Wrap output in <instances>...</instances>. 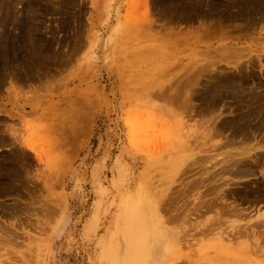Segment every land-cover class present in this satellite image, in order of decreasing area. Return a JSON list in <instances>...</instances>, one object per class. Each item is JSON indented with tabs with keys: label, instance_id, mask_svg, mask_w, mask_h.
Returning a JSON list of instances; mask_svg holds the SVG:
<instances>
[{
	"label": "rangeland",
	"instance_id": "obj_1",
	"mask_svg": "<svg viewBox=\"0 0 264 264\" xmlns=\"http://www.w3.org/2000/svg\"><path fill=\"white\" fill-rule=\"evenodd\" d=\"M263 167L264 0H0V264H114L151 185L143 264H264L206 232L263 219Z\"/></svg>",
	"mask_w": 264,
	"mask_h": 264
},
{
	"label": "bare ground",
	"instance_id": "obj_2",
	"mask_svg": "<svg viewBox=\"0 0 264 264\" xmlns=\"http://www.w3.org/2000/svg\"><path fill=\"white\" fill-rule=\"evenodd\" d=\"M263 15V14H262ZM205 35V34H204ZM234 48V47H233ZM240 48V47H239ZM242 49V48H241ZM233 50V49H232ZM232 50H230V51H232ZM235 51H233V52H235V53H233V55H232V53L231 54H228L227 53V55H229V56H227V55H223L224 57H226L225 59H227V58H230V56L231 57H235V55L238 53H236V47H235V49H234ZM221 51V50H220ZM242 51V50H241ZM245 51V50H244ZM218 54V53H217ZM238 55V54H237ZM236 55V56H237ZM239 55H240V52H239ZM222 56V58L224 59V57ZM241 56H243V54L241 55ZM218 56H216V58H217ZM250 58V57H249ZM219 60V59H218ZM222 61V60H221ZM221 61L219 60V62L221 63ZM215 62V61H214ZM213 61H212V63H214ZM218 62V63H219ZM212 63H210V66H213V67H215L214 65L215 64H213L212 65ZM216 63V62H215ZM208 64V63H207ZM190 66V65H189ZM203 66V65H202ZM212 67V68H213ZM199 68H201V67H199ZM204 69V68H203ZM188 70V69H187ZM199 70V69H198ZM186 71V70H185ZM189 71V70H188ZM208 71V70H207ZM238 71V70H237ZM192 72H194V71H192ZM191 72V73H192ZM206 72V71H205ZM189 73V72H188ZM194 74V73H193ZM212 79V78H211ZM192 81V80H191ZM240 81V80H239ZM253 81V80H252ZM235 82V81H234ZM258 82V81H257ZM197 83V82H196ZM196 83H195V85H196ZM233 83V82H232ZM198 84V83H197ZM253 84H254V82H253ZM255 85H256V83H255ZM163 87V86H162ZM172 87V86H171ZM192 87H195V86H192ZM184 88V87H183ZM244 88V87H243ZM194 89L192 88V91H193ZM175 91H177V90H175ZM241 91V90H240ZM246 91H248V90H246ZM261 91V90H260ZM250 92H251V90H250ZM164 93V92H163ZM169 93V92H168ZM168 93H166L167 95H168ZM177 93V92H176ZM176 93H173V94H176ZM178 94V93H177ZM164 95H165V93H164ZM171 96L170 97H173V95H172V93L170 94ZM195 95V94H194ZM169 96V95H168ZM191 96V95H190ZM163 97H166V95L165 96H163ZM177 97H179V95L177 96ZM246 97V96H245ZM167 98V97H166ZM166 98H164V99H166ZM190 98V97H189ZM242 98V97H241ZM176 99V98H175ZM179 99V98H178ZM177 99V100H178ZM186 99V98H185ZM239 99V98H238ZM169 100H171V98L169 99V97H168V102H169ZM173 100H174V98H173ZM180 102V101H179ZM183 103V102H182ZM185 103V102H184ZM192 103V102H191ZM260 103V102H259ZM170 104V103H169ZM175 104H177V102L175 103ZM179 105V104H178ZM181 105V104H180ZM180 105H179V108H180ZM185 105V104H184ZM189 105H190V103H189ZM182 106V105H181ZM185 107H188V104H187V106L185 105L184 106V109H186ZM243 110V109H242ZM259 110V109H258ZM186 111V110H185ZM189 118V117H188ZM213 122V121H212ZM185 125H186V123H184ZM216 124V123H215ZM210 125H212L211 123H210ZM187 126V125H186ZM209 127V126H208ZM207 127V128H208ZM214 128H215V126H213ZM204 129H206V128H204ZM220 129V128H219ZM209 130V129H208ZM206 131H207V129H206ZM215 131V130H214ZM219 131V130H218ZM195 132V131H194ZM209 132V131H208ZM216 133H220V132H215V135H216ZM252 133V132H251ZM188 134V133H187ZM187 134H186V136H187ZM197 134V133H196ZM222 134V133H221ZM188 135H190V134H188ZM195 135V134H194ZM202 135V134H201ZM197 136V135H196ZM214 136V135H213ZM182 137V136H181ZM195 137V136H194ZM201 137V136H200ZM203 137V136H202ZM262 138V137H261ZM204 139V138H203ZM193 141V140H192ZM260 141V140H259ZM258 141V142H259ZM183 144V143H182ZM225 145H227V144H225ZM197 146V145H196ZM247 149V148H246ZM237 150H239V149H237ZM244 150H245V148H244ZM241 151H243L242 149H241ZM240 150L238 151V152H241ZM247 151V150H246ZM180 152V151H179ZM202 152V151H201ZM229 152V151H228ZM237 151H234V153H236ZM248 152V151H247ZM244 154V153H243ZM230 155V154H229ZM211 156V155H210ZM228 156V155H227ZM226 156V157H227ZM246 156V155H245ZM247 156H249V155H247ZM225 157V156H224ZM223 156H222V158H224ZM225 157V158H226ZM242 157H244V156H242ZM249 157H252V155L251 156H249ZM198 158V157H197ZM203 158V157H202ZM221 158V160L219 159V163L220 162H222V159ZM224 158V159H225ZM237 158V157H236ZM240 158V157H239ZM247 158V157H246ZM206 160V159H205ZM241 160V159H240ZM211 161V160H210ZM209 161V162H210ZM226 162L228 161V160H225ZM237 161H239V160H237ZM213 162V159H212V161L210 162V163H212ZM230 162V161H229ZM233 162V161H232ZM214 163H217L216 161L214 162ZM219 163H217V164H219ZM238 163V162H237ZM207 164H208V162H207ZM206 165V164H205ZM210 165V164H209ZM216 165V164H215ZM225 165V164H224ZM227 165V164H226ZM234 165V164H233ZM220 166V165H219ZM223 166V165H222ZM203 167V166H202ZM206 167V166H205ZM213 167V166H212ZM221 167V166H220ZM231 167H235V165L234 166H231ZM209 168V167H208ZM226 168V167H225ZM229 167H227V169H228ZM264 168V167H263ZM227 169H224V170H227ZM206 170V169H205ZM219 170V169H218ZM259 170V169H258ZM219 171H221V170H219ZM203 172V171H202ZM207 172V171H206ZM230 172V171H229ZM213 173V172H212ZM228 173V172H227ZM201 174V173H200ZM202 175H203V173H202ZM231 175V174H230ZM255 175V174H254ZM235 176V175H234ZM237 176V175H236ZM245 176V175H244ZM247 176V175H246ZM200 177H202V176H200ZM223 177V176H222ZM221 176H219V178L221 179L222 178ZM228 177V176H227ZM239 177V176H238ZM240 177H241V175H240ZM232 179V178H231ZM224 179H222L221 181H223ZM230 180V179H229ZM225 181V180H224ZM228 181V180H227ZM227 183V182H226ZM151 184V183H150ZM221 185V184H220ZM155 186V185H154ZM221 186H224L223 184L221 185ZM156 186L155 187H153L152 185H151V188H150V190H152V192H150V198H149V196H147L146 194L144 195V196H142L141 197V202L140 203H138L139 205H141L142 207H144V209L145 208H147V207H150L151 209H154L155 210V214L153 215V217H155L157 220H155V219H153V220H151V222H153L152 223V225H151V227H152V229H151V235L152 236H154L153 238H155V236H157L161 231H160V225H161V220H159L158 219V216H159V208L158 207H161V208H164V207H166V205L165 204H161V199H160V197H159V195H161L160 193L159 194H157L158 192H161V191H163V190H161V191H157V193H156ZM224 188H226V187H224ZM217 193V192H216ZM223 193V192H222ZM221 194V193H220ZM168 198V197H167ZM215 198H217L216 196H215ZM221 199H219L220 200V202L221 203H223L224 205L225 204H227L226 202H224L223 201V198L222 197H220ZM212 199V198H211ZM162 200H163V198H162ZM202 200V199H201ZM206 202H207V200H205ZM216 201V200H215ZM167 202V201H166ZM165 202V203H166ZM163 203V202H162ZM236 203V202H235ZM201 204V203H200ZM199 204V205H200ZM203 204V203H202ZM207 204V203H206ZM211 204V203H210ZM201 206V205H200ZM200 206H198V207H200ZM204 206H206V205H204ZM234 206H235V204H234ZM233 206V207H234ZM136 207V206H135ZM209 207V205L207 204V208ZM216 207V206H215ZM232 206L231 205H225L224 207H222V210H223V213H229L230 212V210H232V208H231ZM236 207H238V206H236ZM240 207H242L241 205H240ZM248 207V206H247ZM203 208V207H202ZM221 208V207H220ZM144 209H138L137 211H136V216H134V223H133V225H131L130 227H128V223L129 222H126V229H125V232L123 233V236H124V246H123V252H120V248L118 249V250H116L115 252H117L116 253V255H117V258H116V261L114 262V264H118V261H121L122 262V264H143L144 263V261L146 260V258L148 257V255H149V253H150V233H146V229H145V224H144V221H142L141 219L142 218H140V216H138V213L140 212V211H142V210H144ZM193 209V208H192ZM220 210V209H219ZM237 210V209H236ZM128 211H130V210H128ZM260 211V210H259ZM124 212V211H123ZM143 212V211H142ZM142 212H141V214H142ZM161 212H162V210H161ZM232 212V211H231ZM237 212V211H236ZM245 212V211H244ZM128 213V212H127ZM201 213V212H200ZM216 213V212H215ZM239 213H241V211H240V209H239ZM141 214H139V215H141ZM144 214V213H143ZM237 214H238V212H237ZM126 215V214H125ZM128 215V214H127ZM230 215V214H229ZM234 215V214H233ZM240 214H238V216H239ZM144 216V215H143ZM236 216V215H235ZM249 216V215H248ZM251 216V215H250ZM240 217V216H239ZM245 217V216H244ZM259 217L260 218H263V219H261L260 221H257V222H254L253 221V223L252 222H246V223H238V224H230L229 226H226L225 225V223L224 222H227L225 219H223L224 218V215L222 214V213H218L217 215H215V217H214V219H210L211 221L210 222H208V223H210V224H207V227H208V225L210 226V225H214V224H217V225H220L219 227H217V228H214V229H206V232H209L208 234H211L213 237H215L216 238V241L218 242V244H219V246H221V247H219L220 249H223V247H225V246H227L228 247V245H229V242H231V241H234V242H236L239 246H244V242L243 241H241L240 242V240H239V238L240 237H242V236H246V235H248V236H256L257 235V233H255L256 231H263V229L262 230H260V229H256V227L257 226H263V228H264V212H262V213H260V215H259ZM144 218V217H143ZM127 220H129V219H127ZM126 221V220H125ZM145 221H149V219L148 220H145ZM131 222V221H130ZM232 222V221H231ZM149 228H150V225H149ZM1 229V228H0ZM5 229V228H4ZM212 231V232H211ZM2 232V231H1ZM264 232V231H263ZM252 235H251V234ZM262 233V232H261ZM250 234V235H249ZM259 235V234H258ZM247 236V237H248ZM131 239H134V241H131ZM242 239V238H241ZM153 240H155V241H157V239H152V242H153ZM224 240H226L227 242L225 243L224 242ZM262 240H264V238L263 239H261V241ZM5 241V240H4ZM224 243V244H220V243ZM263 242V241H262ZM264 243V242H263ZM251 245V244H250ZM257 251H258V248L256 249ZM239 251V250H238ZM251 251H252V249H251ZM255 254V253H254ZM256 254H258V253H256ZM28 255V254H27ZM224 255V254H223ZM120 257H121V259H120ZM203 262V261H202ZM189 264H192V261H191V263H189ZM194 264V263H193ZM196 264H197V262H196ZM206 264V263H205Z\"/></svg>",
	"mask_w": 264,
	"mask_h": 264
}]
</instances>
